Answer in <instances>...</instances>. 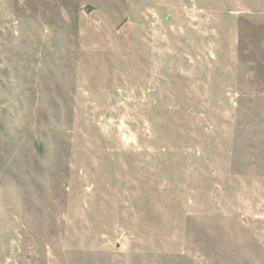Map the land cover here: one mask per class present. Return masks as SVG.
<instances>
[{
    "label": "rangeland",
    "instance_id": "obj_1",
    "mask_svg": "<svg viewBox=\"0 0 264 264\" xmlns=\"http://www.w3.org/2000/svg\"><path fill=\"white\" fill-rule=\"evenodd\" d=\"M0 264H264V0H0Z\"/></svg>",
    "mask_w": 264,
    "mask_h": 264
}]
</instances>
